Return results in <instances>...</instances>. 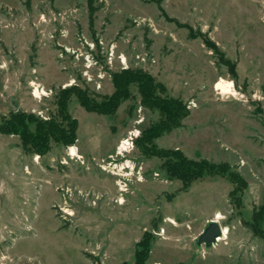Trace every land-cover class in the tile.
Masks as SVG:
<instances>
[{"label":"rangeland","instance_id":"obj_1","mask_svg":"<svg viewBox=\"0 0 264 264\" xmlns=\"http://www.w3.org/2000/svg\"><path fill=\"white\" fill-rule=\"evenodd\" d=\"M124 69L149 74L188 115L151 138L161 115L132 86L112 116L70 95L71 144L36 153L0 130V264H264V237L243 223L264 205V0H0V126L21 112L67 130L60 91L101 102ZM219 79L233 95L215 91ZM175 150L228 165L242 193L219 176L185 187L167 167ZM217 214L227 233L196 247Z\"/></svg>","mask_w":264,"mask_h":264},{"label":"trees","instance_id":"obj_2","mask_svg":"<svg viewBox=\"0 0 264 264\" xmlns=\"http://www.w3.org/2000/svg\"><path fill=\"white\" fill-rule=\"evenodd\" d=\"M113 92L110 96L104 97L101 102L94 101L88 94L76 87H70L60 91L57 99L58 115L62 121H67L66 130L63 124L54 119L44 122L34 115L24 113H12L0 126V130L5 133H19L24 145L32 148L36 153H42L50 140L62 141L64 144H71L75 140L76 124L69 121L66 106L70 95L74 94L80 104L89 112L98 113L105 116H112L116 112L121 101L129 96L130 88L135 86L142 97L144 106L150 109H156L160 115L159 123L153 128L148 129L151 138H158L163 131H170L180 126L181 120L188 115L185 110V104L179 99L162 96L165 93V87L162 84L155 83L153 78L140 70L124 69L112 74ZM159 152H156L158 154ZM155 154V153H154ZM171 156L175 161L168 160L167 167L171 173H177L185 183V187L206 176H219L226 178L231 183H235L233 189L235 197L242 193L245 183L235 174L230 172L226 164H214L206 160L191 161L182 157L178 150L173 151ZM165 158H168L165 155ZM232 190V194H233ZM264 217V205L251 213L250 223H244L250 226V230L261 238L264 237V231L260 228V223ZM140 253V252H139ZM142 257H136L135 264H142Z\"/></svg>","mask_w":264,"mask_h":264},{"label":"water","instance_id":"obj_3","mask_svg":"<svg viewBox=\"0 0 264 264\" xmlns=\"http://www.w3.org/2000/svg\"><path fill=\"white\" fill-rule=\"evenodd\" d=\"M13 111H16L17 105L11 104ZM222 231L218 222L214 219L208 220L204 223L201 232L193 239L194 245L200 247L201 245L204 248L212 247L218 238L221 237Z\"/></svg>","mask_w":264,"mask_h":264},{"label":"bare ground","instance_id":"obj_4","mask_svg":"<svg viewBox=\"0 0 264 264\" xmlns=\"http://www.w3.org/2000/svg\"><path fill=\"white\" fill-rule=\"evenodd\" d=\"M231 85H232L231 82L226 81L224 79H219L216 82V84H215V91L218 92L219 95H225V94L233 95L232 94ZM126 145H127V142L123 141L122 144H121V146L120 147H117L118 148V151H120V150H122L121 152L126 151L125 150L127 148ZM70 155L73 156V157H77L78 154H77L75 148L72 147L70 149ZM128 168H130V167H128ZM130 169H132V168H130ZM119 203H122V200ZM219 218H221V217H220L219 214H217L216 215V219H219ZM221 231H222L221 237L218 238L217 241H219L220 239H222L223 238V235H225L227 233V231L226 230H223L222 227H221Z\"/></svg>","mask_w":264,"mask_h":264},{"label":"built area","instance_id":"obj_5","mask_svg":"<svg viewBox=\"0 0 264 264\" xmlns=\"http://www.w3.org/2000/svg\"><path fill=\"white\" fill-rule=\"evenodd\" d=\"M35 90H37V89H35ZM34 93H35V91H33V92H32V95H34V96H35V94H34ZM135 137H136V135H134V134H133V132H131V133H130V135H129L128 137H126V138L122 139V140L119 142V145H118V147H120V146H121V144H122V142H123V141H125V142H127V145H126V146L128 147V148H127V150H128V149H130V146H129V145H130V144H132V140H133V138H135ZM127 150H126V151H127ZM214 220H216V221H217V219H216V218H214Z\"/></svg>","mask_w":264,"mask_h":264}]
</instances>
